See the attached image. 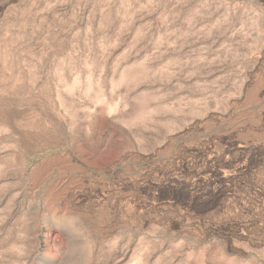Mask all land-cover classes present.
Instances as JSON below:
<instances>
[{
    "label": "rangeland",
    "instance_id": "374dc122",
    "mask_svg": "<svg viewBox=\"0 0 264 264\" xmlns=\"http://www.w3.org/2000/svg\"><path fill=\"white\" fill-rule=\"evenodd\" d=\"M0 264H264V0H0Z\"/></svg>",
    "mask_w": 264,
    "mask_h": 264
}]
</instances>
